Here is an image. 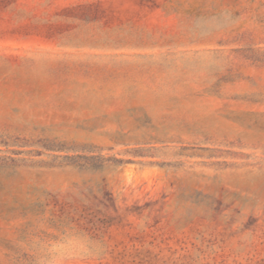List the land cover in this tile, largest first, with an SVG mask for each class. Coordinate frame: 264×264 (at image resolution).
<instances>
[{
  "label": "rangeland",
  "instance_id": "obj_1",
  "mask_svg": "<svg viewBox=\"0 0 264 264\" xmlns=\"http://www.w3.org/2000/svg\"><path fill=\"white\" fill-rule=\"evenodd\" d=\"M0 264H264V0H0Z\"/></svg>",
  "mask_w": 264,
  "mask_h": 264
}]
</instances>
